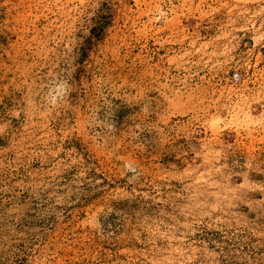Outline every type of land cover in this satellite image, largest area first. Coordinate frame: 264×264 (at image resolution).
Here are the masks:
<instances>
[{
  "label": "rangeland",
  "instance_id": "1",
  "mask_svg": "<svg viewBox=\"0 0 264 264\" xmlns=\"http://www.w3.org/2000/svg\"><path fill=\"white\" fill-rule=\"evenodd\" d=\"M0 264H264V0H0Z\"/></svg>",
  "mask_w": 264,
  "mask_h": 264
}]
</instances>
